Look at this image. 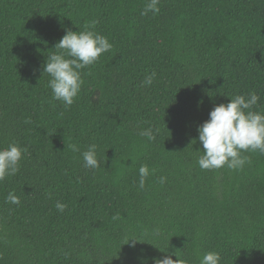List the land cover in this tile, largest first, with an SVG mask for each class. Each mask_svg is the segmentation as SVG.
I'll return each mask as SVG.
<instances>
[{"label":"trees","instance_id":"trees-1","mask_svg":"<svg viewBox=\"0 0 264 264\" xmlns=\"http://www.w3.org/2000/svg\"><path fill=\"white\" fill-rule=\"evenodd\" d=\"M146 2L0 0V148L24 149L0 181V264H154L169 253L199 264L207 251L264 264V154L242 152L239 170L197 163V126L215 105L255 92L264 113V0H160L144 16ZM65 30L112 44L81 70L68 107L42 71ZM90 144L95 170L83 164Z\"/></svg>","mask_w":264,"mask_h":264},{"label":"clouds","instance_id":"clouds-1","mask_svg":"<svg viewBox=\"0 0 264 264\" xmlns=\"http://www.w3.org/2000/svg\"><path fill=\"white\" fill-rule=\"evenodd\" d=\"M159 4L160 0H147L141 15L158 14ZM53 48L59 51L48 56L42 71L50 77L48 87L51 89L53 99L68 107L80 93L83 84L81 70L96 63L102 54L112 48V44L105 36L92 30H65V34ZM154 77L155 72H152L141 81V84L151 85ZM259 99L255 92L247 96L238 94L230 97L227 103L217 104L210 110L209 118L197 126V139L202 145V150L197 151L203 153L197 161L201 169L214 170L227 166L229 169L239 170L249 163V158L242 156V152L264 154V113L252 110ZM140 135L146 137L148 141L155 139L152 129H146ZM73 150L79 149L74 146ZM23 153L24 149L16 144L0 148V181L6 176L18 173ZM82 158L85 168L95 170L101 167L102 161L97 156L95 144H90L87 150L82 152ZM104 163L105 160L103 165ZM148 175L149 168L147 165H142L139 168L140 188L144 187ZM164 180V177L160 178L161 183ZM6 201L15 205L21 203L19 197L12 192L8 194ZM55 206L60 212L66 208L62 202H57ZM138 241L141 240L132 236L128 238L127 243L134 247ZM173 255L175 253L154 259V264H180L178 258L175 260L172 258ZM147 259L142 257V264H147ZM199 264H220L219 252H205Z\"/></svg>","mask_w":264,"mask_h":264}]
</instances>
